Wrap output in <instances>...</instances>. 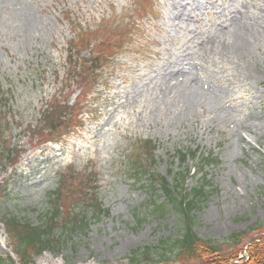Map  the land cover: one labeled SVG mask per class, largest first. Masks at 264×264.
<instances>
[{"label": "rangeland", "instance_id": "obj_1", "mask_svg": "<svg viewBox=\"0 0 264 264\" xmlns=\"http://www.w3.org/2000/svg\"><path fill=\"white\" fill-rule=\"evenodd\" d=\"M79 29L81 58L99 49L106 55L104 77L88 97L79 96L78 85L62 88L66 48ZM55 95L74 110L57 143L34 136ZM0 131L4 260L22 264L3 218L39 226L51 209L49 193L64 183L65 197L76 193L60 202L61 232L88 203L83 178L95 180L93 196L109 215L30 264H132L133 251L178 234L174 215L151 214V193L123 160L150 141L155 152L143 159L170 181L178 150L219 158L205 171L211 193L195 230L216 241L250 233L228 263L246 264L249 249L264 243V0H0ZM187 170V187L197 186L193 159Z\"/></svg>", "mask_w": 264, "mask_h": 264}, {"label": "trees", "instance_id": "obj_2", "mask_svg": "<svg viewBox=\"0 0 264 264\" xmlns=\"http://www.w3.org/2000/svg\"><path fill=\"white\" fill-rule=\"evenodd\" d=\"M74 42H71L67 49V57L65 58V73L62 76V85L64 88H72V86H80L82 88L81 97H88L92 93V87L97 86L99 82V75L97 70L101 71L100 62L102 51L96 52L95 56L90 59H82L79 56L83 40L82 32L76 33ZM83 49V48H82ZM59 78V76H58ZM59 82V81H58ZM42 114L41 130L35 131L34 136L38 134L40 137L42 133L44 136L56 139L57 135L62 131L67 130L73 120V107L68 104V99L61 100L59 95H55ZM4 136V135H3ZM0 131V139L3 138ZM50 141V140H49ZM47 141V142H49ZM46 142V143H47ZM45 143V144H46ZM150 141H145L138 145L139 154L133 150L131 154L125 155L126 168L128 173L132 175L135 182L143 184L151 193L153 210L151 214L156 217L166 218L169 214L175 216L178 220L179 230L178 234L169 236L168 238H161L156 244L148 245L144 248H139L133 251L128 259L132 264H190L192 261L202 262L206 264H228L235 261L238 257V251L244 247V242L247 240L248 232H238L225 238L223 241L207 240L200 238L196 232V214L208 202L210 196L207 187H210L211 181L208 180V175L205 173L209 166H217L220 160L212 154L205 155L204 153L193 150L182 151L178 150L173 156V160H178L179 169L177 172L171 171L169 178L162 177L154 171V165L151 161L147 163L144 161V156L150 154V149L154 150ZM155 152V150L153 151ZM7 157H12V151L7 149ZM139 156V158L135 157ZM0 158H2L0 156ZM190 159L196 162L197 170L196 177H198L199 184L195 187H187V164ZM2 164H0V169ZM85 178L82 179V181ZM90 192L84 194L89 196L88 203L80 207L79 213L74 214L71 219H67L64 225L60 228L61 232L57 230V225L60 219L62 205L60 202H70L72 196L76 192H70L68 197H65L62 183L61 187L49 193V200L51 209L40 216L39 226H33L30 222L25 223L16 218L6 215L3 220L8 232H11L14 253L17 254L18 259L22 264H30V262L37 257H40L46 252L59 253L62 248L66 246L67 241L73 235L83 234L88 230V226L93 220H100L105 215H109V211L102 206V204L93 196L95 185L92 178L88 181L82 182ZM147 184V185H146ZM78 185V184H75ZM85 188V189H86ZM6 189V188H5ZM66 190V188H65ZM6 192V193H5ZM2 194L9 196V190ZM85 198V199H86ZM154 198L156 200H154ZM62 214V215H61ZM261 224V229L264 228ZM58 233L60 236L58 237ZM63 238V239H62ZM251 254L246 264H264V243L258 242L250 249ZM0 264H14L11 258L4 260L0 257ZM239 264V263H235Z\"/></svg>", "mask_w": 264, "mask_h": 264}, {"label": "bare ground", "instance_id": "obj_3", "mask_svg": "<svg viewBox=\"0 0 264 264\" xmlns=\"http://www.w3.org/2000/svg\"><path fill=\"white\" fill-rule=\"evenodd\" d=\"M244 48V47H243Z\"/></svg>", "mask_w": 264, "mask_h": 264}]
</instances>
